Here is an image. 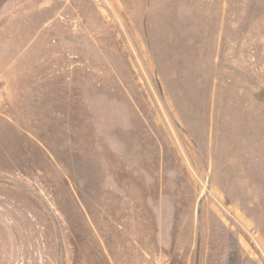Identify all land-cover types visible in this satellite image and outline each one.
<instances>
[{"label":"rangeland","instance_id":"1","mask_svg":"<svg viewBox=\"0 0 264 264\" xmlns=\"http://www.w3.org/2000/svg\"><path fill=\"white\" fill-rule=\"evenodd\" d=\"M0 264H264V0H0Z\"/></svg>","mask_w":264,"mask_h":264}]
</instances>
